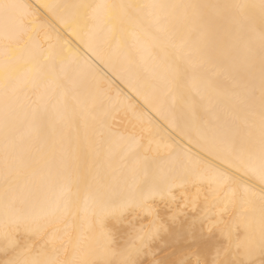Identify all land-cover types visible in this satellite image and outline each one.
I'll return each instance as SVG.
<instances>
[{"label":"snow or ice","instance_id":"snow-or-ice-1","mask_svg":"<svg viewBox=\"0 0 264 264\" xmlns=\"http://www.w3.org/2000/svg\"><path fill=\"white\" fill-rule=\"evenodd\" d=\"M44 7L75 9L117 50L130 39L125 55L181 105L169 127L200 152L142 142L70 61L57 73L27 46L30 6L0 0V264H264V0ZM190 187L220 211L189 215ZM69 217L80 237L60 261L48 229Z\"/></svg>","mask_w":264,"mask_h":264},{"label":"bare ground","instance_id":"bare-ground-1","mask_svg":"<svg viewBox=\"0 0 264 264\" xmlns=\"http://www.w3.org/2000/svg\"><path fill=\"white\" fill-rule=\"evenodd\" d=\"M20 2L30 6V15L27 16L25 23L30 24L32 30L24 40L34 52L42 51L49 57L45 63L54 65L59 73L60 62L63 60L68 64L70 61L69 75L79 77L93 91L110 98L119 107L120 118L129 129L131 130L134 125L136 131L143 135L145 139L142 142L146 143L151 135L170 143L179 142L181 146L190 148L194 154L200 152L196 143L187 144L180 132L179 123L169 127L168 121H172L174 115L179 113L181 105L178 101L173 108L171 99L166 100L161 96L156 80L151 72L145 70V65L139 56L133 55L132 58H128L125 55L131 43L130 39L126 38L117 50L116 44L106 40L103 35H91L90 22L78 18L75 9L62 7L51 11L44 7L49 4L99 3L101 0H20ZM109 2H134V0H109ZM183 2L259 3V0H183ZM29 36L34 37V40L30 41ZM94 52L96 55L93 54ZM140 155L142 160L146 155L148 160L145 162L152 163L153 153L142 152ZM207 162L227 167V161L223 157L209 156ZM237 179L244 182L249 180V177L241 172L237 174ZM195 191L194 187H190V196L193 197L194 202L185 209L189 215L193 214L194 208L199 212L220 211L213 207L211 199L207 203L203 196L195 200ZM230 218L231 212L224 216L225 220ZM48 232H56L55 238L49 237V255H55V250L59 249L56 258L60 261L73 259L80 237L79 221L69 217L67 223L53 225Z\"/></svg>","mask_w":264,"mask_h":264}]
</instances>
